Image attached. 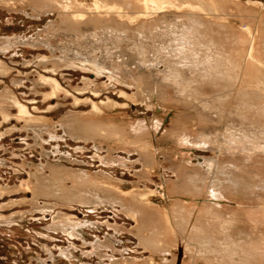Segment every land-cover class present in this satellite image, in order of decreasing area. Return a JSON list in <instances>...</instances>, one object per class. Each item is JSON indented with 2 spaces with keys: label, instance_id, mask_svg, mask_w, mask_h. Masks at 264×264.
Here are the masks:
<instances>
[{
  "label": "rangeland",
  "instance_id": "374dc122",
  "mask_svg": "<svg viewBox=\"0 0 264 264\" xmlns=\"http://www.w3.org/2000/svg\"><path fill=\"white\" fill-rule=\"evenodd\" d=\"M1 1L0 264H100L101 262L110 264V261L122 264L123 261L131 262L135 260L141 263L150 260V251L138 242L134 233L135 221L133 217L124 213L118 203L99 202L80 205L66 199L60 200L56 196L60 190V187L57 186L59 185L58 182L60 184L61 182L64 183L61 185L66 188L65 190H73V186H76V184L72 182V171L74 170L73 173L78 172V169L88 172L93 177L103 173L102 175H107L118 182L124 192L144 188H147L148 192L150 191L151 205L168 215L167 219L170 221L171 226L167 235L159 233L157 239H155L157 244L160 245L159 247L167 248V253H164L163 256L158 255L155 258L151 256L156 264H228L224 262L225 258L221 259L219 255L204 254L200 242L191 241L187 231H180L174 223V211L178 205H187L190 202L197 205L199 203L211 204L217 208L258 207L260 204H255L258 200L250 203L244 197H239L240 200L235 199L231 193H228L230 198L226 200L223 198L216 200L212 197L194 198L187 192H183L184 187H182L183 190L179 189L180 185L174 188L171 194L168 191L166 192L164 189L166 188L165 183L168 180L176 182L178 176L174 175V170L165 161L166 157H164L163 149L166 150L167 146H170L167 145L166 138H164L166 132L169 140L179 137L174 138L176 133L173 127L175 124L176 127L179 126L178 132L186 131L190 134L195 128L211 133L215 127L219 128L216 132L219 134L225 130L226 126L236 125L235 118L228 117V115L233 110L240 108L237 88H234L233 93L230 95V88L227 85L222 84L220 89L210 86L202 88L203 96L198 97V100L206 98L210 101L214 99L216 94L220 97L227 95L229 97L223 104L224 117L221 119V123L214 122L215 119L208 123H198L194 108L183 104L182 101L181 104L179 103L182 109L172 110H177V116H175V112L173 113L171 110L162 107L155 98L151 99L152 103L149 102L148 104L141 100L132 101L131 95L136 94L138 91L128 79L125 80L117 74H113L112 77L120 78L119 81H123V83L116 82L108 78L110 72L106 64L101 63V66L99 65L96 68L92 62L87 60H103L104 49H109L110 52L114 53V57L118 58L119 63L129 60V64H132L133 67L129 66L128 69L134 70V66L138 61L136 60L137 57L135 59V40L133 39L138 33L134 32H139L140 27L144 26L162 31L166 26L165 23H176L183 19L180 18L179 14H184L185 18L192 13L204 16L196 2L194 0L192 2L188 1L190 7L188 14L186 9L171 8L157 11V13L148 16L149 18L140 16L143 20L139 16L136 17L134 9L123 10L124 19L114 13L109 14L108 17L104 13L100 15L94 12L88 13L89 10L85 8L83 11L87 14L82 19L74 20V24H69L65 23V19L60 18V11L55 8L48 9V11L41 9L39 13L33 11L31 5L33 2L30 0H9V2L6 0L8 4L4 3L5 0ZM12 1L13 3H11ZM105 1L111 3L113 0ZM79 2L83 6H89L93 0H79ZM239 3L243 4L241 6L264 5V0H239ZM219 4L222 5L221 2ZM223 6L225 15L220 16V21L216 17L215 19H218L216 22H222L223 26H226L225 30L228 34L232 28L244 30L246 22L251 23L255 30L252 46L258 52L257 57H264V28L261 26L262 21H264V13L257 9L254 17L248 18L247 12L249 13L250 9L238 8V6L231 3H224ZM232 10L233 12H231ZM260 16H262V19L258 18ZM133 17L136 18L133 19ZM237 17H240V19ZM211 21L215 22L214 18ZM162 25L164 26L162 27ZM101 26L114 29L117 26L121 27L124 29L125 34H129V38L121 40L120 43H115V46L110 41H105L101 36H99L101 40L98 41L86 36V30ZM258 29L262 30L263 37L261 38L258 37ZM101 31L98 30L97 32L100 33ZM143 45L149 52L152 43L143 40ZM154 45H157V43L154 42ZM147 56L148 60H153L151 58L152 51ZM132 57L134 59H130ZM257 63L262 64L260 60H257ZM53 65H56V67ZM52 67L53 70L54 68L57 69L53 71ZM154 69L158 70V73L155 74L158 80L164 75L162 71H166L163 65H158ZM134 71L136 72V70ZM40 75L54 78L68 94L61 92L52 98L46 99L44 95L50 92V87L43 84L39 85L38 78ZM143 79L146 83L150 82L151 87H153L151 81L146 80L147 76H143ZM147 89L149 88L147 87ZM121 92L125 93L126 97H123L120 94ZM96 93L98 94L95 95ZM168 93L166 100L172 99L171 102L173 103L174 97H176L175 91L168 89ZM10 98H12L11 100L17 99L20 101L27 108L31 114L30 116L35 117L36 120L26 121L17 116L19 115L17 106L14 105V102H11ZM112 101L116 105L113 106ZM93 103L99 106L100 114L104 116V123L116 122L118 124L120 121H127L137 124L140 122L141 128L131 129L126 127L120 132L124 133L123 136L131 135L132 138L142 142L149 143V138L153 139L156 148L158 147V167L153 165L154 170L146 171L138 153L134 151L135 148L118 143L112 149L113 153H111V156L115 155L114 158L117 162L106 165L102 161L104 157L108 156L109 143L106 132H101L99 136L96 135L93 141H83L75 139L76 135H73V137L66 135L62 127L66 120L76 119V122L82 123L84 120L92 119L93 117L88 115L92 113ZM164 104L166 105V103ZM194 105L195 103L192 106ZM4 112L9 115L4 116ZM156 119L161 120V126L154 129L151 124H154ZM172 119H175L176 122L171 123ZM263 122L264 119L261 117L256 116L254 118L250 116V120L246 125L249 124V128L257 129L263 126ZM77 132L73 133L80 136L81 132ZM160 138L162 139L160 140ZM219 139H222V137L220 136ZM97 142L101 144L98 145ZM223 146H220L223 150L219 149V144L186 145L179 148L183 159L185 158V163H188V166L191 167L200 165L199 168L201 167L200 169L203 172L207 169L205 168L206 161L215 158L214 160L219 162L222 160L227 161L225 163L232 161L239 167L246 166L245 170L241 171L242 174L239 175L245 180L250 177L259 178L263 176L256 167L264 164V153L255 152L252 154L253 156L248 158V161H243V154L235 152V155L231 156ZM112 151L110 150V152ZM223 154H225L224 158ZM53 171L56 173V177L51 175ZM212 171H215V168H212ZM62 172L70 173L63 177L65 173L62 174ZM46 176L48 178L50 176L49 180ZM66 177L67 181L65 180ZM57 178L61 179L58 180ZM63 178L65 181H62ZM55 179L58 184L54 183L56 182ZM55 185L56 187H53ZM38 186L43 188H38ZM32 187L33 189H31ZM64 188L62 187V189ZM30 189L37 190L33 193ZM49 189L52 191L49 192ZM93 189H86L85 192L89 191L92 194ZM38 193L39 195L42 193L43 196L41 195L39 198ZM220 215L229 217L231 214L223 211ZM66 225L76 226L74 228L77 231L72 233L73 236H67L68 234L62 231V226ZM236 225L228 233L227 238L225 237V240L223 237H219L216 230L212 232L208 229L214 235L210 240L214 242V245H218L221 250L222 245L230 242L228 239L236 238L238 234L246 232L251 236L255 235L252 236L254 246H262L264 231L258 228L246 227L242 223H236ZM257 229L258 231H256ZM172 230H174L176 236ZM105 240L110 242L109 248L100 247V242Z\"/></svg>",
  "mask_w": 264,
  "mask_h": 264
},
{
  "label": "bare ground",
  "instance_id": "6f19581e",
  "mask_svg": "<svg viewBox=\"0 0 264 264\" xmlns=\"http://www.w3.org/2000/svg\"><path fill=\"white\" fill-rule=\"evenodd\" d=\"M30 1L33 2L31 5L34 12H39L41 9H43V11L44 9L48 11V9L51 10L52 8H55L60 11V18L65 19V23L69 24H74L73 21L76 19H82L87 14L83 11L85 8L89 10L88 13L94 12L99 15L104 13L106 17H108L109 14L114 13L120 18H124L123 10L126 9H134V14L137 15H135L136 17H148L155 12L157 13V11L169 10L171 8H177L178 10L182 8L186 9L188 14L190 8L188 4L189 0H113L111 3L105 0H93L89 6H83L79 0ZM194 1L201 8V12L204 13V16L201 14L195 15L192 13L187 16L188 18H185L184 14H179L180 18L183 19L176 23H165L162 21L166 25L162 31L146 28L144 26L140 27L139 32H134L138 33L133 37L135 40V59L137 57L136 60H138L136 62L137 64L134 66V70H136V72L130 68L128 69L129 66H132V64H129V60L119 63L117 61L118 58L114 57V53L110 52L111 50L109 51V49H104V56L102 58L103 60H87L92 62L96 68H98L99 65L101 66V63L103 65L106 64L107 69L110 72L108 78L115 80L116 82L119 81L120 78L117 79L112 77L113 74H117L122 79H128L132 86L138 91L136 94L131 95L132 101L141 100L142 102L148 104L152 101L151 99L155 98L160 102L162 107L171 111L176 108L182 109V106L179 105V103L182 101L183 104L194 108L198 123H208L214 119V122L221 123V119L224 117L223 104L228 100L229 95L233 93L234 88H237V98L239 100L240 108L233 110L230 115H228V117L235 118L234 120L237 121V124L230 125V127L226 126V128H224L225 130L219 133L222 139H219L220 136L218 133H216L219 130L218 127L213 128L211 133L204 132L201 129L196 130L195 128V130L190 134L186 131L178 132L179 126L176 127L175 124L173 127L175 128L176 133L174 138L176 136L179 137L174 140H169L167 138V132L165 133L164 138H166L167 145H170L167 146L166 150L163 149L165 155L164 157H166L165 161L168 162V166L174 170V175H177L178 178L176 182H170L169 180L166 183L164 182L166 185V188L164 189L166 192L168 191V193L171 194L173 189L180 185L179 189L183 190L182 187H184L185 189L183 192H187L194 198L212 197L216 200L220 198L226 200L230 198L228 197V193H231L235 199L244 197L246 200H249L250 203H254L256 200H258L255 202V204H260L258 207L239 206L237 208H217L211 204L205 203H199V205L194 202H190L187 205L180 204L174 211L173 218L174 223L180 231H187L189 233L188 235L191 241L193 240L200 242L204 254H216V256L219 255L221 256V259L225 258L224 262H227L228 264H264V242L262 243L261 247L256 245L255 247L254 240L252 238V236H255L254 234L251 236L246 232H242L238 234L236 238L228 239L230 242L228 244L225 243L222 245V249L220 250V247H218V245H214V242L210 240L214 235L208 231V229L212 230V232L213 230H216L219 237H223L224 240L225 237L227 238L228 233L237 226L236 223H242L246 227H251L253 229L258 228L264 231V164L256 167V169L261 172L263 176L259 178L249 176L250 178L245 180L239 175L242 174L241 171L245 170L244 168H246V166L239 167L232 161L225 163L227 161L220 160L221 162H219L218 160H214V158L213 160L208 159L206 161L207 164L205 168L207 169L203 172L200 169L201 167L199 168L200 165L197 166L198 168L196 166H188V163H185V158L183 159V155H181V149L179 148L180 146L186 145L203 146L205 144H219V147L224 145L223 147L230 153L231 156H234L235 152L243 154V161H248V158L253 156L252 154L255 152L264 153V122L263 126L257 129L251 127L249 128V124L246 125L248 120H250V116H253L254 118L257 116L264 119V60H262L264 57H257L258 52L255 51L252 46V40L254 39L253 34H255V30L253 29L251 23L247 21L244 30H241L240 28L239 30H236L237 28H232L228 34L225 30L226 26H223L222 22H216L218 19H215L218 17L220 21V16L222 17L225 15L223 6L224 3L234 4L238 6V8L244 7L246 9H250V12H247L248 18H253L257 9H259L261 13H264V5L241 6L243 4H240L239 0ZM190 2H192V0H190ZM219 2H221L222 5L219 4ZM4 3L8 4L6 0ZM11 3H13V1ZM231 12H233V10ZM136 17H133V19ZM240 17L237 18L240 19ZM213 18L215 22L211 21ZM258 18L262 19V16ZM141 19L143 20V18ZM262 23L264 24V21H262ZM263 24H261V26L264 28ZM163 26L164 25H162V27ZM227 26L230 28L229 25ZM98 30L102 31L98 33ZM85 32L87 37H90L95 41L101 40L102 37L105 39V41H110V43L115 46L117 43H120L121 40H126V38H129V34H125L124 29L118 26L115 29L101 26L91 30L88 29ZM99 36L101 37L99 38ZM258 37H263L262 30L260 29H258ZM143 40L152 43V46H150L149 49V52L152 51V61L151 59L148 60L147 54L149 52L145 49ZM154 42H156L157 45H154ZM130 59H134V57ZM136 60L133 61L135 62ZM257 60H260L262 64L257 63ZM52 61L51 63H53ZM158 65H163L166 70L162 71L164 72V75H162L163 77L159 79L160 81L157 77H155V74L158 73V70H155L154 68L158 67ZM53 66L56 67V65ZM56 69L57 68H54L53 70L52 67L53 71ZM49 71L51 72V69ZM143 76H147L146 80L151 81L153 87H151L150 82H145ZM38 79L40 82L39 85L43 84L50 87V92L44 95L46 99L49 97L52 98L61 92L68 94V92L62 89L58 82L54 80V78L40 75ZM119 82L123 83L121 80ZM222 84L227 85V87L230 88L229 95L225 96L226 98L220 97L218 94H216L214 95V99L210 101L206 98H200L198 100V97L203 96L202 88L210 86L218 87L220 89ZM147 87L149 89H147ZM168 89L175 91L176 97H174L173 103L171 102L173 100L170 99V97V100H166V97L169 95ZM97 94L98 93L95 95ZM120 94L123 97H126L125 93L121 92ZM11 99L12 98H10V100ZM11 102H14V105L17 106V111L19 113L17 116H20L26 121H33L35 119V117L33 118L30 116L31 114L27 108L20 103V101L14 99L11 100ZM164 103H166V105ZM194 103L195 105L192 106ZM112 105H116L115 102H113ZM92 109L91 115L87 114L88 116L93 117L92 119L90 118V120H84L82 123L76 122V119H70V121L66 120V122L62 125L64 133L71 137L76 135L75 139L93 141L96 135L99 136L101 132H106L108 134L107 138L109 143V148L107 147L108 156L102 159L106 165L117 162V160L114 158L115 155L113 154L111 156V153H113L112 149H114L118 143L132 148L134 147V151L138 153V156L140 157L142 165L146 171L154 170L152 167L153 165L158 167V147L156 148L153 139L149 138V143L142 142L132 138L131 135H128L127 133L126 134L128 136H123L124 133L120 132L126 127L131 129H139L141 128L140 122L137 124L127 121H118V124L116 122L104 123V116L100 114L101 110L99 106L93 103ZM172 112H175V116L178 115L177 110ZM5 115L7 117L9 114L4 112V116ZM175 122V119L171 120V123ZM177 124H179V122H177ZM151 125L154 126V129H157L161 126V120L156 119L154 124ZM75 131L76 133H78L77 131H80V136H77V134L73 133ZM161 139L162 138H160V140ZM97 144L99 145L101 143L97 142ZM109 149L112 152H110ZM219 149L223 150L221 147ZM224 155L225 154H223V158ZM212 168H215V171H212ZM63 170L64 169L62 168V171ZM73 171L72 182H74L76 186H73V190L71 189L72 191L69 190V192L65 190L66 188L62 186L64 183L62 184L61 182V185L60 182H58L59 185L57 186L60 187V190L56 196L60 198V200L66 199L67 201L73 203L76 202L80 205H89L99 202L118 203L123 209L124 213L130 217H133L135 221V227L133 228L134 233L138 242L150 251V260L148 262L143 261L141 263L135 260H132L131 262L123 261L121 262L122 264H156L153 257H158V255L163 256L164 253H167V248L159 247L160 245L157 244L155 239H157L159 233L167 235L170 230L169 228H171L170 221L167 219V214L160 212V209L151 205V195L149 194L150 191L148 192L147 188L124 192L122 191L118 182L112 180V178H109L107 175H102L103 173L93 177L90 176L86 171L79 169L78 172L76 171L73 173ZM56 173L58 172L56 171ZM56 173L53 171L51 175H55L56 177ZM63 173L65 172H62V174ZM69 173L70 172H66L63 177L67 176ZM46 177L49 180L50 176L49 178L48 176ZM34 178L36 179V177ZM57 179L60 180L61 178ZM65 180L67 181V177ZM65 180L63 178L62 181ZM37 182L39 183L38 180ZM51 182L52 184L57 183V181L54 183L53 181ZM61 186L64 189H62ZM78 186L80 187L76 188ZM39 187L40 186H38V188ZM53 187H56V185ZM40 188L42 189L43 187L41 186ZM31 189H33V187ZM86 189H93L94 192L92 194L91 192L89 193V191L85 192ZM35 190L31 191L34 193ZM50 190L51 189H49V192ZM41 195H39V198ZM223 211H227L231 215L229 217L220 215L223 213ZM62 227V231L68 234L67 236H73L72 233L77 231L74 228L76 227L75 225H66ZM258 229L256 231H258ZM172 231L175 233L174 230ZM100 247L109 248L110 242L108 240L100 242ZM100 264L103 263L101 262ZM110 264H117V262L110 261Z\"/></svg>",
  "mask_w": 264,
  "mask_h": 264
}]
</instances>
